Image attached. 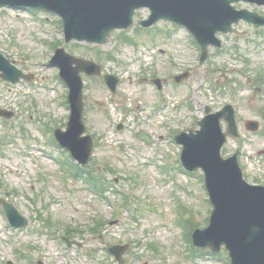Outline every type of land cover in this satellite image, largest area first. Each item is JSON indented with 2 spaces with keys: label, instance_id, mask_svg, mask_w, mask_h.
Listing matches in <instances>:
<instances>
[{
  "label": "rangeland",
  "instance_id": "rangeland-1",
  "mask_svg": "<svg viewBox=\"0 0 264 264\" xmlns=\"http://www.w3.org/2000/svg\"><path fill=\"white\" fill-rule=\"evenodd\" d=\"M237 7L264 15V7ZM157 27L155 34L116 32L104 46L65 45L58 17L0 8V52L31 77L14 85L0 79V107L14 113L0 123V198L29 220L14 230L0 205V264H117L108 252L115 245L128 246L124 264H230L225 252L209 256L191 245L212 207L203 173L182 167L174 138L198 129L205 106L232 104L241 137L222 155L238 154L246 181L264 185V29L241 22L243 35H221L222 50L211 48L200 65L185 29ZM58 48L121 80L112 94L102 78L83 77V120L95 142L83 166L53 144L70 116L68 90L49 66ZM153 78L166 80L162 90ZM248 121L261 130L248 131ZM64 160L91 176L92 186L73 178ZM63 237L81 247L68 248Z\"/></svg>",
  "mask_w": 264,
  "mask_h": 264
},
{
  "label": "water",
  "instance_id": "water-1",
  "mask_svg": "<svg viewBox=\"0 0 264 264\" xmlns=\"http://www.w3.org/2000/svg\"><path fill=\"white\" fill-rule=\"evenodd\" d=\"M245 1L264 5V0H0V6L17 9H40L59 15L63 20L66 43L71 41L105 45L111 34L118 29L133 25L135 11L149 8V20L142 21L144 27H151L164 19L187 27L202 50L201 62L208 58L209 46L221 47L217 33L236 32L232 25L240 20L264 25V17L246 10L237 11L233 3ZM51 65L61 69V76L70 88L71 117L67 132L56 131V137L63 147L70 150L82 164L92 154L93 140L83 137L86 128L83 122V81L81 74L101 76L102 68L94 62L68 55L64 49L57 51ZM0 72L4 80L17 83L28 76L17 70L0 53ZM189 74L177 76V82ZM105 83L116 92L120 80L110 74L104 76ZM160 85V81H155ZM0 116L11 114L0 110ZM222 121L228 125L222 129ZM200 129H191L175 137L183 146L181 161L192 172L201 169L205 175L213 211L209 226L197 230L193 244L200 248L221 251L225 246L232 264H264V186L248 184L242 174L238 157H222L221 151L229 136L239 137L232 105L212 113L206 107V117L198 123ZM247 129L258 131L259 124L248 122ZM5 210L14 227H26L28 221L13 205L4 203ZM127 247L115 246L110 252L119 264H124L123 255Z\"/></svg>",
  "mask_w": 264,
  "mask_h": 264
}]
</instances>
